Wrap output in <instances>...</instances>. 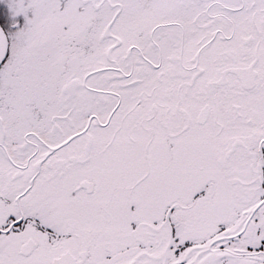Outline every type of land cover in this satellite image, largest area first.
Listing matches in <instances>:
<instances>
[{
    "label": "snow or ice",
    "instance_id": "snow-or-ice-1",
    "mask_svg": "<svg viewBox=\"0 0 264 264\" xmlns=\"http://www.w3.org/2000/svg\"><path fill=\"white\" fill-rule=\"evenodd\" d=\"M0 264H264V0H0Z\"/></svg>",
    "mask_w": 264,
    "mask_h": 264
}]
</instances>
